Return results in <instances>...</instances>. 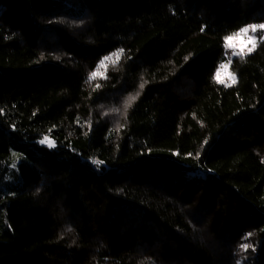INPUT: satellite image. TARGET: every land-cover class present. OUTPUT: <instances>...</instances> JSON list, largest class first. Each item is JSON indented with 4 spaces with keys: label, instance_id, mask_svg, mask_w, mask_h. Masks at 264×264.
<instances>
[{
    "label": "trees",
    "instance_id": "16d2710c",
    "mask_svg": "<svg viewBox=\"0 0 264 264\" xmlns=\"http://www.w3.org/2000/svg\"><path fill=\"white\" fill-rule=\"evenodd\" d=\"M250 24L264 0H0V264H264Z\"/></svg>",
    "mask_w": 264,
    "mask_h": 264
},
{
    "label": "snow or ice",
    "instance_id": "6c2138e0",
    "mask_svg": "<svg viewBox=\"0 0 264 264\" xmlns=\"http://www.w3.org/2000/svg\"><path fill=\"white\" fill-rule=\"evenodd\" d=\"M257 30L264 31V24H251V25H248L247 27L241 28L239 32L234 33L231 36H227L224 41V47L226 49L238 48L239 51H233L232 55L239 56L241 59H243L245 55L253 52L256 48L257 41L255 40L253 36H249L248 33L249 32L255 33ZM122 55H123V50L121 49L117 52L112 53L109 56L104 57L100 61L97 70L90 73L89 81L95 80L98 77L105 78V72L102 70L106 69L109 64H112V65L117 64L120 61ZM230 63H231L230 60H229V63H221L219 67L217 68L215 75L213 77V79L215 80L217 84H225V86H231L232 84L236 83L235 75L229 72ZM226 81L228 83H226ZM96 87L99 88L100 85L97 84ZM141 87H143V85H141ZM134 100H135V97L128 98V100L125 102V105H124L125 111L127 110L128 107L131 106V103ZM113 111H115V109ZM40 143L46 144L47 147L49 148L55 147L54 142L51 139H49L48 136H45L40 141ZM92 163L99 167L103 162L99 160H93ZM248 235L250 236L252 234L249 233ZM248 247H250V245L245 244L242 246V250H247Z\"/></svg>",
    "mask_w": 264,
    "mask_h": 264
},
{
    "label": "rangeland",
    "instance_id": "374dc122",
    "mask_svg": "<svg viewBox=\"0 0 264 264\" xmlns=\"http://www.w3.org/2000/svg\"><path fill=\"white\" fill-rule=\"evenodd\" d=\"M251 25V24H250ZM248 26V25H247ZM246 26V27H247ZM248 35L249 36H253L254 38H255V40L257 41V44H258V42L259 41H261V40H264V31H262V30H257L255 33H253V32H249L248 33ZM246 39V38H245ZM250 46V45H249ZM257 46V45H256ZM233 51H239V49L238 48H235V49H226L225 48V57H226V59H230V58H233V57H235V56H233L232 55V52ZM226 83H228L227 81H226ZM225 85V84H224ZM259 115L262 117V118H264V108L262 107L260 110H259Z\"/></svg>",
    "mask_w": 264,
    "mask_h": 264
}]
</instances>
